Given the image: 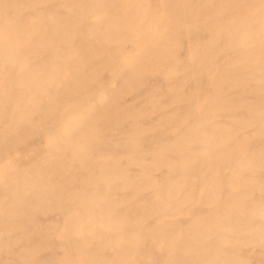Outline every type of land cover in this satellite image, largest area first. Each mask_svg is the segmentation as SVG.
<instances>
[{
  "label": "bare ground",
  "instance_id": "6f19581e",
  "mask_svg": "<svg viewBox=\"0 0 264 264\" xmlns=\"http://www.w3.org/2000/svg\"><path fill=\"white\" fill-rule=\"evenodd\" d=\"M62 1V10H58L59 7L52 10L53 0H0V159L20 145L27 147L37 134L44 136L51 127L65 125L74 114L88 111L93 105L92 109L95 108L97 104L92 103L95 96L100 103L74 126L70 141H61L60 146L57 142L58 146L50 148L49 156L42 153L46 157L34 166L22 168L21 164L16 171L6 173L0 191L4 203L0 208V254L13 255L5 259L6 264H235L236 256L229 250L216 255L210 251L207 241L202 244L198 239H190L187 246L189 250L197 247L198 252L182 256L171 241L174 239L172 232L158 226L153 228L150 237L167 241L160 262L154 261L155 248L139 256L137 232L144 221L163 210L157 203L146 206L138 196L153 181H146L143 167V174L136 181L130 173V161L124 157L104 156L100 149L91 148L90 144L104 141L111 147L108 128L149 121L156 112H159L158 122L140 132L130 131L134 132L132 139L148 137L161 124L174 122L178 117L176 112L182 110L185 103L192 105L198 100L193 101L194 96H199L197 92L184 94L186 84L207 72L224 51L234 50L246 41H260L254 55L259 57L258 67L243 66L245 56L235 55L236 58L215 73L213 90L216 93L211 101L215 99L200 121L204 124L210 121L211 126L203 130L189 127L175 142V150L188 158L207 155L197 154L192 147L193 140L199 138L211 156L233 159L239 147L233 149L227 141L219 143L230 137L229 123L214 118L221 109L234 106L239 111L233 118L239 119H233L232 126L257 122L264 130V0H159L158 4L152 0ZM46 6L51 8L47 7V11ZM154 9L155 15L150 18ZM152 20L160 30L157 34L149 31ZM210 27L213 29L202 49L197 45L193 51L186 50L192 30L205 34ZM137 44L139 49L129 48ZM179 55L180 58L172 60L170 65L165 64ZM247 58L252 60V57ZM117 74L121 75V80L116 85L104 81L105 76L112 80ZM156 76H160V84L155 82ZM199 82L196 88L203 89L206 80ZM232 87L238 90L230 91ZM133 93L136 96L127 101L126 97ZM175 103L179 107L171 113L169 109ZM246 113L251 119L240 121V116ZM165 153H158L160 162H170ZM139 161L151 172L152 162ZM74 162L79 164L76 170L60 180L62 173L58 183L49 182L50 177L60 169L73 166ZM119 179L122 188H130L133 198L129 201L109 198L102 203L100 182ZM217 180H222L220 175ZM230 182L233 184V179ZM236 182L243 185L241 179ZM241 190L245 192L248 188L241 187ZM240 192L238 190L233 196L235 204H241L238 215L233 220L224 217L214 222L225 225V229L235 235L246 234L251 238L264 231V222L262 215L259 219L254 215L259 204L249 197L243 199ZM47 202L69 215L71 230H83L80 236H75L74 260L57 256L54 259L49 255L40 258V253L49 248L47 236L51 231L40 228L42 226L37 223L41 220L36 223L35 219L40 215L38 212L48 208L49 205L43 208ZM119 202L127 205L128 215L116 212ZM96 221L109 222L106 233ZM239 221L245 222L240 224ZM24 226L25 231L23 229L19 236L10 234L11 230ZM38 235L45 239L30 243L33 236ZM122 235L124 242L117 245ZM105 236L108 238L103 240ZM15 244L20 246L15 248ZM110 247L113 252L108 254L106 249ZM18 258L24 260L21 262Z\"/></svg>",
  "mask_w": 264,
  "mask_h": 264
},
{
  "label": "rangeland",
  "instance_id": "374dc122",
  "mask_svg": "<svg viewBox=\"0 0 264 264\" xmlns=\"http://www.w3.org/2000/svg\"><path fill=\"white\" fill-rule=\"evenodd\" d=\"M61 2L63 1L53 0V2L51 3L53 7H48L50 5L49 4L44 9H46L47 11L50 8L52 10H56L59 7L58 10H62L61 4L63 3ZM152 2L154 4H158L160 1L152 0ZM155 11L156 9L151 11L150 18L155 15ZM163 12L164 11L162 10L161 13L163 14ZM150 23H153V20ZM145 26L148 27V23L145 24ZM218 26L219 24L215 27ZM211 28L212 27H210L209 29L206 28L205 34L196 30H192V39L190 40V44L188 46H185L186 50L193 51V49H195L197 45H200L199 48L202 49V45L207 42L206 37L210 35L211 30L213 29ZM149 31L150 33L156 34L160 32L155 22L153 23L152 27L149 28ZM259 43L260 41H246L243 44L244 46L242 45L231 51H224L223 56L221 57V55H219L217 57V61L214 62V64L209 68L207 72L201 73L198 77L195 78L194 81L186 84L183 88L184 94L197 92V94L199 93V96L198 98L194 96L193 101H196V99L198 100L192 105H187L185 103V106H183L184 108L182 110L179 109L178 111L176 109L179 107V105L177 103L173 104L169 111H171V113L177 111L176 114L178 117L174 122L168 125L161 124V126L157 128L155 132H152L148 137H138L132 139L131 137L134 132L130 131L136 130V132H140L142 129L150 126L153 122H158L159 112H156L151 119L153 121H142L137 122L135 125L125 124L121 127H111L108 128V130L106 129L107 133L109 132L108 136L112 138L111 147H107V143H105L104 141H94L92 144H90L91 148L100 149L104 156H108L110 158L114 156L120 158L124 157L127 161H130V167L132 168L130 173L136 181H138L141 174H143L142 167L144 172H146V181H148L149 179L150 181H153V184L143 189L142 194H139L138 196L146 206L149 207L160 204V207H163V210L161 211V214L154 215L149 221H144L145 223L143 224L142 229L137 232L136 239L140 243L138 250L139 256H144L145 253L148 252V249L155 248L156 251H154V261L157 260L158 262H160L159 260L164 254L163 247L166 246L167 241L165 238H159V240H156L150 237L153 228L158 226L161 229H167L169 233L170 231L172 232L174 239L171 241L174 243V245H176L178 251L182 254V256H186L188 253L194 255L196 252H198L197 247L193 246L191 250L187 248L188 244L190 245V239H193L195 241L198 239L202 240L200 242L202 244L204 243V241H207L210 251L216 255L226 254L227 250H229L232 256H236L237 261L235 264H264V231L250 238L246 234L235 235V233L227 231L225 229V225L216 224L214 222L219 221L224 217H228L229 219L233 220L235 215H238V211H240L241 209V204L237 206L235 204V197H233L234 194L238 192V190L242 192L243 199L249 197L248 199H254L256 201V204H259V207L256 209V211H254V215H258V219L259 216L262 215V222H264V130L260 129V123L256 122L257 124L255 123L249 126L245 124L232 126L230 122L233 119H239L233 118L236 117V113L239 111L234 106L221 109L219 111V114L216 115L217 117L215 116L214 119L219 118L222 122L229 123L227 124L229 126L227 129H229L228 135L230 137L226 138L225 141L223 139L219 140V143H225L227 141V145L229 147L233 149L235 147H239V153L233 159L225 160L218 155L211 156V154H208V149L206 148V146H204L202 142H200L199 138L196 137H194L196 139L193 140L194 143L192 144V147L197 152V154L200 152L207 154L205 157L188 158L175 150L176 140L182 134L186 133L187 128L195 127L196 130L198 128L200 130H203L205 129L204 127H208L210 125V121H206L207 124H204L205 122L200 121L202 119V116L210 111V104L215 99L214 98L211 101V98L216 93V91L213 90L215 73L223 68V65L226 62L236 58L234 57L235 55L245 56L243 59L245 61L242 62L243 66L246 64L253 68L258 67L260 61L259 57L254 55H256L257 51L259 50ZM129 48H131V50H133V48L137 50L140 48V46L139 44L131 45L129 46ZM244 48H247V50L244 51ZM128 52L131 53L132 51ZM247 57H252V60L249 61V58ZM178 58H180V55L168 59L165 64L170 65L172 60L175 61ZM117 70H115L114 72H116ZM60 78H62V75L60 76ZM159 78L160 76H156L155 78V82H157V84H160L161 82V78ZM203 79L206 80V86L203 89L196 88V86L200 83L199 81ZM120 80V74H117L112 78V80H109L107 76H105L104 78L105 82L108 83V81H112L113 85L119 83ZM246 87L247 86H245V88ZM236 89L238 90L237 87H232V89L229 90L235 91ZM134 96H136L135 93L129 95L128 98L126 97V100L128 101ZM98 100L99 99L97 98V96H95L92 103L97 104V106L92 109V107L94 106L93 105L87 110H92V112L96 110L100 104H98ZM88 111L83 110L74 114L65 125H54L55 129H57L56 133L54 132L55 129L51 127L47 132L49 134L44 133V136L42 134H37L35 138H33L26 144L27 147L24 148L25 145H20L16 147L15 150H12L11 154L9 153L8 155L4 156L2 158L4 161L0 159V191L2 182L6 178V175H8L6 173L10 174L16 171V169H19V165H23L22 168L32 167L35 164L39 163V161L41 162L43 158L46 157V155L49 156L48 153H51L52 146H60V143L62 145V142L65 143L67 141H70L69 139L71 133L74 131V126L86 118V113ZM241 112L245 113L244 111ZM240 117V121L242 122L251 119L248 113H246L245 115L242 114ZM122 132L126 133L123 134ZM113 140H117L119 142H114ZM57 142L58 145L56 144ZM41 150L43 152H40ZM162 151H166L165 155L170 158V162H160L161 158L159 159L157 155ZM42 153H46V155L44 154V156ZM6 157L8 158L7 160H5ZM139 159H145L147 162H152L153 168L151 172L146 170L147 166H142V164H140ZM71 165L73 166L70 167L69 165L68 167L60 169L61 172L58 171L55 176H53L52 178L50 177L51 180L48 179L49 182L51 181L52 183H58V176H60L62 173L64 174L60 176L61 180L64 176L67 175V173L76 170L79 164L78 162H74ZM68 168H70L69 171ZM230 174L231 176L229 177ZM217 175H220V177L222 178L221 181L217 180ZM230 179H233L234 185L231 184ZM237 179H241L243 181V185L238 184L236 182ZM244 181H247V185H244ZM105 183L100 182L101 185L99 188V196L102 203H104L109 198H115L125 201H129L133 198L134 194L130 192V188L121 187L120 179L115 181L113 180L106 184ZM241 187L248 188V190L246 191L250 192H244L243 190H241ZM245 194L248 196H246ZM0 198V208L2 209L1 206H3L4 203L1 196ZM119 203L120 204H117L116 206V212L121 215H128L130 211L126 208L127 205H125V203L123 202ZM46 205H49L50 207L48 206V208H50L51 210L48 208H44ZM53 205V203L48 204V202L43 204L44 209L37 213L42 215L43 212H45L42 215L43 217L39 215V218L37 215V219H35L36 223L41 220L39 223H37L42 226L40 228L50 229L51 231L50 235L47 236V244H49V248L45 251H42V254L40 253L41 256H39L41 258L49 255L51 258L54 256V259L57 257H68V259L74 260L76 257L74 250L75 240L77 239V236H80L82 234L83 230L82 228H77L75 231L71 230L69 227L71 222L69 215L60 210L57 205L54 207ZM52 209L55 210L52 212ZM96 222L98 226L102 227L103 229L107 228L109 223L108 221ZM243 222L245 221H239L240 224ZM49 223L51 224L50 226ZM23 229L25 231V226L24 228L20 227L17 230L15 229L16 231L14 229L11 230L10 234L14 237L19 236V234L23 233ZM104 232L106 233L107 229H105ZM105 237L106 238H103V240H106L108 238L107 236ZM44 239L45 236H33V239H31L30 243L34 241L40 242V240L43 241ZM123 242L124 235L118 238L116 244L120 245ZM18 245L20 246V244ZM18 245L15 244V248L18 247ZM110 248L106 249V252L108 254H111L113 252V248ZM46 251L48 252L45 253ZM0 255V264H6L7 262L5 259L8 256H13L6 253ZM18 260L22 262L24 259L18 258ZM134 264L140 263L134 262Z\"/></svg>",
  "mask_w": 264,
  "mask_h": 264
}]
</instances>
